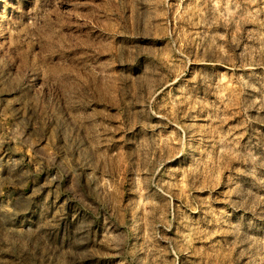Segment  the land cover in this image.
Masks as SVG:
<instances>
[{
  "label": "rangeland",
  "instance_id": "obj_1",
  "mask_svg": "<svg viewBox=\"0 0 264 264\" xmlns=\"http://www.w3.org/2000/svg\"><path fill=\"white\" fill-rule=\"evenodd\" d=\"M0 264H264V0H0Z\"/></svg>",
  "mask_w": 264,
  "mask_h": 264
}]
</instances>
